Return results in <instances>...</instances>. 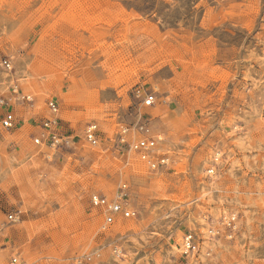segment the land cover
<instances>
[{
	"label": "rangeland",
	"instance_id": "1",
	"mask_svg": "<svg viewBox=\"0 0 264 264\" xmlns=\"http://www.w3.org/2000/svg\"><path fill=\"white\" fill-rule=\"evenodd\" d=\"M12 79L33 101L0 129V264H264V0H0L1 96ZM50 98L56 149L32 141ZM121 185L135 214L102 228L90 196Z\"/></svg>",
	"mask_w": 264,
	"mask_h": 264
},
{
	"label": "built area",
	"instance_id": "2",
	"mask_svg": "<svg viewBox=\"0 0 264 264\" xmlns=\"http://www.w3.org/2000/svg\"><path fill=\"white\" fill-rule=\"evenodd\" d=\"M1 65L8 71L12 69L9 59L4 58L1 61ZM15 79L11 81V87L8 91V97L0 95V129L11 130L14 129L18 122L16 117L6 109L11 102H32L29 95L23 94L20 89L17 88ZM141 93L138 91L136 97H140ZM154 101V95L148 94L142 97V103L146 105H152ZM47 110L49 111V118L41 119V133L40 137H34L32 139L34 144L46 143L50 148H58L63 146H68L71 143L70 136L64 134L61 130L60 119L57 117L58 105L57 100L50 98L47 100ZM135 130L142 135L147 132V128L144 122H140L135 127ZM127 127L123 128L119 136V143L126 144L129 149L134 150L139 153L141 159H143L151 169H155L158 166H163L167 164L168 157L165 154H157L156 151V140L152 137L143 136L140 139L134 141L132 144L128 143L125 139ZM97 126L94 123H89L84 129L85 139L94 144L97 139ZM218 156L213 157V161H216ZM215 172L214 166L209 167L206 170L207 174H213ZM125 185H121L119 191L113 199H107L104 195L92 194L90 196V204L94 207L102 208L105 211L104 224L102 228L111 224L116 215L122 217H129L135 214L134 209L128 204L125 198ZM18 211L9 212L7 214V219L10 222L18 220ZM227 226L231 230L234 229V222L232 218L228 219ZM186 245L187 250L191 248V236H188ZM7 264H17V258L11 257Z\"/></svg>",
	"mask_w": 264,
	"mask_h": 264
},
{
	"label": "bare ground",
	"instance_id": "3",
	"mask_svg": "<svg viewBox=\"0 0 264 264\" xmlns=\"http://www.w3.org/2000/svg\"><path fill=\"white\" fill-rule=\"evenodd\" d=\"M26 74V73H25ZM30 83V82H29ZM31 88V87H30ZM32 89H33V92L35 91L34 90V86H32ZM35 94H37V91H35L34 92ZM27 95H29V94H27ZM61 97L64 99V102H65V104L67 105V104H69V100H68V96L66 95V94H61ZM29 98L30 99H32V101H33V98H32V96L31 95H29ZM47 100L48 99H45V101H44V104H45V107H46V109H47ZM28 103V102H27ZM57 105H58V111H57V117L59 118V104L57 103ZM146 105V104H145ZM6 109H7V107H6ZM48 111V110H47ZM49 118L50 116H49V111H48V115L47 116H45V117H43V118ZM42 118V119H43ZM60 119V124H61V118H59ZM16 121H17V117H16ZM42 123V122H41ZM41 123H40V130H42L41 129ZM41 133V132H40ZM40 133L38 134V135H33L32 136V139L34 138V137H40ZM41 144V143H40ZM36 145H38V144H36ZM59 148V147H58ZM54 149H56V148H54ZM218 154V153H217ZM211 173H213V172H211ZM215 174V172L213 173V174H208L209 175V177H211V176H213ZM189 217H190V215H189ZM193 217H194V215H193ZM196 217V216H195ZM197 219H198V223L199 224H201V222L203 221V219L202 218H200V217H196ZM226 218V217H225ZM229 218H232V222H234V229L236 228V226H237V224H236V219H235V216L232 214V215H229L228 217H227V219H229ZM203 227V226H202ZM201 227V228H202ZM200 228V227H199ZM199 232H200V230H199ZM188 236H191L190 234H188V235H184L183 236V238H182V249H183V251H186L187 252V248H186V245H188V243H187V238H188ZM191 238H192V236H191ZM173 248H174V246H173Z\"/></svg>",
	"mask_w": 264,
	"mask_h": 264
}]
</instances>
